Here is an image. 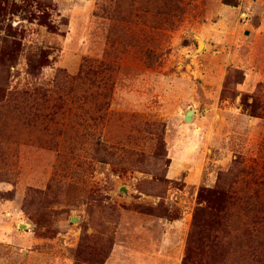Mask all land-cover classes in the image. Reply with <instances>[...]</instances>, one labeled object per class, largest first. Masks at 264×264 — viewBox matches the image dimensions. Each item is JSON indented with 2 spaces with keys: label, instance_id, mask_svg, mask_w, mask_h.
<instances>
[{
  "label": "rangeland",
  "instance_id": "1",
  "mask_svg": "<svg viewBox=\"0 0 264 264\" xmlns=\"http://www.w3.org/2000/svg\"><path fill=\"white\" fill-rule=\"evenodd\" d=\"M238 1L0 0V264H264V0Z\"/></svg>",
  "mask_w": 264,
  "mask_h": 264
},
{
  "label": "trees",
  "instance_id": "2",
  "mask_svg": "<svg viewBox=\"0 0 264 264\" xmlns=\"http://www.w3.org/2000/svg\"><path fill=\"white\" fill-rule=\"evenodd\" d=\"M222 4L231 8H236L239 6V1L238 0H222ZM48 55L49 51L48 50H41L40 55L38 58V62L42 65L45 66L47 61H48ZM183 264H190V262L187 260V256L184 258Z\"/></svg>",
  "mask_w": 264,
  "mask_h": 264
},
{
  "label": "water",
  "instance_id": "3",
  "mask_svg": "<svg viewBox=\"0 0 264 264\" xmlns=\"http://www.w3.org/2000/svg\"><path fill=\"white\" fill-rule=\"evenodd\" d=\"M197 49H200V42L198 39H197ZM193 115H194V111H192V110L187 111L184 114V121L189 122L192 119ZM121 191L124 193V191H125L124 188H122ZM74 222H75V219H71V223H74Z\"/></svg>",
  "mask_w": 264,
  "mask_h": 264
},
{
  "label": "bare ground",
  "instance_id": "4",
  "mask_svg": "<svg viewBox=\"0 0 264 264\" xmlns=\"http://www.w3.org/2000/svg\"><path fill=\"white\" fill-rule=\"evenodd\" d=\"M198 40L200 42V48H204V43L200 39H198Z\"/></svg>",
  "mask_w": 264,
  "mask_h": 264
},
{
  "label": "crops",
  "instance_id": "5",
  "mask_svg": "<svg viewBox=\"0 0 264 264\" xmlns=\"http://www.w3.org/2000/svg\"><path fill=\"white\" fill-rule=\"evenodd\" d=\"M227 7V6H226ZM229 8H231V7H229ZM205 45V44H204ZM206 46V45H205ZM183 119H184V116H183Z\"/></svg>",
  "mask_w": 264,
  "mask_h": 264
}]
</instances>
